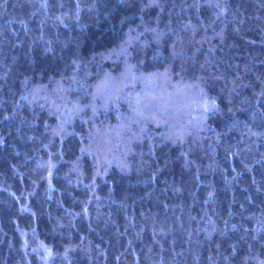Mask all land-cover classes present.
I'll return each instance as SVG.
<instances>
[{
  "label": "trees",
  "instance_id": "obj_1",
  "mask_svg": "<svg viewBox=\"0 0 264 264\" xmlns=\"http://www.w3.org/2000/svg\"><path fill=\"white\" fill-rule=\"evenodd\" d=\"M0 264H264V0H0Z\"/></svg>",
  "mask_w": 264,
  "mask_h": 264
}]
</instances>
